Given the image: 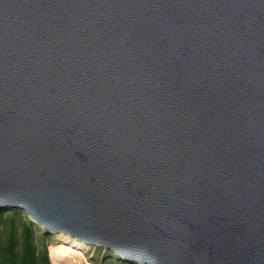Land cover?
Returning <instances> with one entry per match:
<instances>
[{"label": "water", "instance_id": "95a60500", "mask_svg": "<svg viewBox=\"0 0 264 264\" xmlns=\"http://www.w3.org/2000/svg\"><path fill=\"white\" fill-rule=\"evenodd\" d=\"M0 207L139 264H264V0H0Z\"/></svg>", "mask_w": 264, "mask_h": 264}, {"label": "trees", "instance_id": "16d2710c", "mask_svg": "<svg viewBox=\"0 0 264 264\" xmlns=\"http://www.w3.org/2000/svg\"><path fill=\"white\" fill-rule=\"evenodd\" d=\"M21 209L0 207V264H51L48 245L54 235L32 220H21ZM90 260L101 264H139L122 259L103 246H93Z\"/></svg>", "mask_w": 264, "mask_h": 264}, {"label": "bare ground", "instance_id": "6f19581e", "mask_svg": "<svg viewBox=\"0 0 264 264\" xmlns=\"http://www.w3.org/2000/svg\"><path fill=\"white\" fill-rule=\"evenodd\" d=\"M63 237L59 238V243L50 244L48 247L52 264H91L86 260L81 242L70 236Z\"/></svg>", "mask_w": 264, "mask_h": 264}, {"label": "rangeland", "instance_id": "374dc122", "mask_svg": "<svg viewBox=\"0 0 264 264\" xmlns=\"http://www.w3.org/2000/svg\"><path fill=\"white\" fill-rule=\"evenodd\" d=\"M20 216H21V220L22 221H25V220H32V218L30 217V215L26 212V211H24V210H21V214H20ZM33 221V220H32ZM52 233H53V235H54V241H52V242H50L49 243V245L50 244H54V243H56L57 241H61L59 238H62L63 236L65 237V236H67V235H64V234H61V233H56V232H54V231H52ZM63 237V238H64ZM71 238V237H70ZM0 239L2 240L3 239V233L1 234V236H0ZM49 245H48V247H49ZM93 246H88V245H85V244H83L82 243V245H81V248H82V250L84 251V254H85V256H86V260L88 261V262H90L91 264H101V262H102V260H94V261H91L90 260V257H92L91 256V251H92V248ZM49 251V250H48ZM52 264V263H51Z\"/></svg>", "mask_w": 264, "mask_h": 264}]
</instances>
